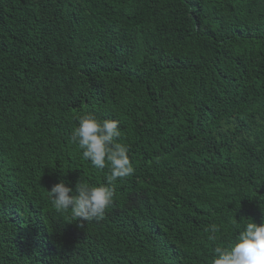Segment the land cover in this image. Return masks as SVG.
Instances as JSON below:
<instances>
[{
	"label": "trees",
	"instance_id": "obj_1",
	"mask_svg": "<svg viewBox=\"0 0 264 264\" xmlns=\"http://www.w3.org/2000/svg\"><path fill=\"white\" fill-rule=\"evenodd\" d=\"M85 113L134 172L81 222L47 190L107 183ZM262 218L264 0H0V264H212Z\"/></svg>",
	"mask_w": 264,
	"mask_h": 264
},
{
	"label": "clouds",
	"instance_id": "obj_2",
	"mask_svg": "<svg viewBox=\"0 0 264 264\" xmlns=\"http://www.w3.org/2000/svg\"><path fill=\"white\" fill-rule=\"evenodd\" d=\"M120 135L116 120L101 121L91 113L79 116L78 125L71 133V142L81 150L82 158L95 168H109L107 183L93 186L80 180L73 190L61 180L47 190L56 210L70 212L81 222L103 218L114 198V182L134 172L128 155L129 147L116 142ZM248 221L234 242L227 247L214 248L212 264H264V218L259 224L251 219ZM205 231L214 241L219 228L212 224Z\"/></svg>",
	"mask_w": 264,
	"mask_h": 264
}]
</instances>
